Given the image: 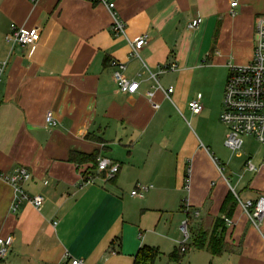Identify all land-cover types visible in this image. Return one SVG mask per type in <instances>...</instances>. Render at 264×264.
Instances as JSON below:
<instances>
[{
  "label": "crops",
  "instance_id": "obj_1",
  "mask_svg": "<svg viewBox=\"0 0 264 264\" xmlns=\"http://www.w3.org/2000/svg\"><path fill=\"white\" fill-rule=\"evenodd\" d=\"M232 1L115 0L126 24L125 35H115L111 12L95 0H0V61H8L0 82V171L26 167L32 179L25 192L44 197L41 207L22 202L14 212L15 191L0 179V237L13 236L0 264H69L71 258L134 264L142 246L162 247L159 231L174 249L181 244L175 228L187 219L186 203L200 213L190 216V226L201 223L208 231L230 213L228 251L201 250L211 256L209 264H264L261 231L239 200L225 205L230 191L243 201L264 195V153L256 164L247 153L258 170L244 171L238 191L205 147L181 139L161 107L170 99L160 90L152 100L147 96L155 86L150 72L161 85L172 75V99L205 68L225 70L226 82L232 59L252 60L264 0H237L234 15ZM12 24L40 28V40L11 45ZM142 35L149 41L133 57L129 41ZM113 60L140 84L135 94L118 90ZM170 63L177 70L161 72ZM48 112L57 126L47 125ZM72 153L108 157L119 163V173L109 179L91 162H72ZM85 174L94 182L85 184ZM137 184L150 186L143 197L131 195Z\"/></svg>",
  "mask_w": 264,
  "mask_h": 264
},
{
  "label": "built area",
  "instance_id": "obj_2",
  "mask_svg": "<svg viewBox=\"0 0 264 264\" xmlns=\"http://www.w3.org/2000/svg\"><path fill=\"white\" fill-rule=\"evenodd\" d=\"M98 3L106 6L112 15L111 30L115 35H125L126 24L117 15L115 8V0H95ZM238 1L234 0L231 3L229 13L235 14L234 8L237 7ZM202 19H194L190 24V28H196ZM11 34L6 37V40L11 45H20L26 47L33 45L40 40L41 29L26 28L16 24L11 25ZM149 36L142 35L139 38L129 41L131 47L130 55L139 57V51L148 43ZM112 66L115 68L114 79L118 90L122 93L133 95L139 89V83L128 79L124 74L126 66L120 61L113 60ZM8 64L7 59L0 61V82L5 68ZM176 63H170L161 68V72H171L177 70ZM150 78L154 79L155 86L153 90L147 92L149 99H154L156 90H160L165 94V97L171 99L174 93V87H163L159 81L158 75L150 72ZM202 97L199 95L196 99L188 103V108L194 114H199L204 110ZM154 107L159 108L160 104L154 102ZM220 120L225 125L227 132L224 139V146L232 152H240L246 137H253L255 140L264 145V14L256 19L255 34H254V54L250 62L243 65L229 66V73L227 76L223 100L221 105ZM46 123L51 127L58 125V120L54 117L52 112L46 115ZM218 164V161L215 159ZM246 170L256 172L258 169L251 159L245 162ZM96 170L99 173H106V177L114 179L120 170L119 163L105 156H98ZM222 172V170H221ZM0 179L9 184L15 191L16 197L12 210L17 211L22 202H28L34 207L39 208L44 203L42 195H28L23 186L26 182L32 179L31 172L23 166L17 167L11 174H6L0 171ZM95 177L92 174L84 175V183L90 184L94 182ZM186 188H189V174L185 181ZM150 186L144 184H137L131 191L132 196L143 197ZM240 205L247 213L250 221L261 231L264 238V230L260 226L264 220V195H260L254 200H241L237 197ZM183 212L187 219L181 225L184 235L183 245L190 240V216L199 217V211L191 212L189 205H183ZM226 222H230L225 218ZM13 244V236L0 237V259L8 256ZM185 250V247H182ZM69 264H86L81 258H71Z\"/></svg>",
  "mask_w": 264,
  "mask_h": 264
},
{
  "label": "rangeland",
  "instance_id": "obj_3",
  "mask_svg": "<svg viewBox=\"0 0 264 264\" xmlns=\"http://www.w3.org/2000/svg\"><path fill=\"white\" fill-rule=\"evenodd\" d=\"M234 65L241 64L232 59L229 66ZM224 72L225 70L215 66L205 68L198 72V75L190 84L182 85L179 98L174 97L171 101L167 100L161 107L168 116L172 117V124L177 127L181 139L187 140L190 144L195 141L199 146L205 147L206 151L208 150L212 157L218 161V165L227 181L239 191L240 186L247 179L245 176L248 171L244 173L246 170L245 162L249 159L247 153L253 155L252 160L256 164L257 156L264 153V145L254 138H245L240 152H232L224 146V133L227 132V129L220 120L222 97L226 84ZM227 73H229V67L225 76H228ZM162 85L176 87L172 75L166 81H162ZM199 95L202 97L204 110L198 115H194L188 109V103ZM243 174L244 178L238 182V178ZM249 175L250 173L247 176ZM183 222L175 228L182 238L181 244L184 242V235L181 229ZM193 225L190 226L189 219L190 230ZM159 233L162 234V247L159 248L162 256L156 261V264H172L168 256L174 250V246L168 237H164L166 236L164 231H159ZM168 236H171L170 233ZM210 262L211 256L207 252L191 250L182 255L181 264H209Z\"/></svg>",
  "mask_w": 264,
  "mask_h": 264
},
{
  "label": "trees",
  "instance_id": "obj_4",
  "mask_svg": "<svg viewBox=\"0 0 264 264\" xmlns=\"http://www.w3.org/2000/svg\"><path fill=\"white\" fill-rule=\"evenodd\" d=\"M97 158L98 155L96 153L89 155L72 153L70 156V160L72 162H91L95 168L97 166ZM104 175H106V173H104ZM236 203H238V198L233 194L232 191H230L225 201V205H227L226 209L230 204L234 205ZM229 215L230 213L227 212L226 217L228 218ZM225 224V219L223 220L221 218H217L210 231L205 229L201 223L194 224L190 230V240L184 245L181 244L169 254L168 259L170 263L181 264L182 255L191 250H207L213 256L221 255L227 252L228 244L224 241L226 230ZM183 246L185 247V250H182ZM161 256L162 252L160 251L159 247L144 245L138 250L134 259V264H156V261Z\"/></svg>",
  "mask_w": 264,
  "mask_h": 264
}]
</instances>
